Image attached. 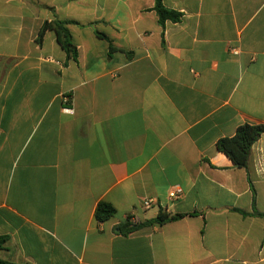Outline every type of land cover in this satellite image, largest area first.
<instances>
[{
	"label": "crops",
	"instance_id": "0c3cea01",
	"mask_svg": "<svg viewBox=\"0 0 264 264\" xmlns=\"http://www.w3.org/2000/svg\"><path fill=\"white\" fill-rule=\"evenodd\" d=\"M162 3L179 22L155 0H0V259L264 264V133L245 168L216 149L264 125V0ZM54 21L75 59L37 41ZM159 210L185 216L121 233Z\"/></svg>",
	"mask_w": 264,
	"mask_h": 264
},
{
	"label": "trees",
	"instance_id": "16d2710c",
	"mask_svg": "<svg viewBox=\"0 0 264 264\" xmlns=\"http://www.w3.org/2000/svg\"><path fill=\"white\" fill-rule=\"evenodd\" d=\"M154 11L157 14L158 20L161 23L165 21L179 22L181 19V14L169 10L164 7L162 0H155ZM64 22L54 21L45 22L38 33L37 41L40 42L43 34L47 30H53L56 34V39L61 48L67 53V55L73 59L76 58L77 52L75 47L71 43V36L68 30L64 26ZM264 133V125H253V124H243L240 125L233 136L228 138H222L217 141L216 149L217 151L223 153L236 168H245L247 165V159L249 156L250 149L252 145L259 139V137ZM115 213V209L112 205L106 202H99L95 208L94 216L98 222H103ZM244 214V213H243ZM259 215L258 213H255ZM183 214H170L165 210H159L157 216L154 219L145 221L139 224H130L126 222L120 225L119 228L121 233L127 235L132 231L141 229L147 226L158 225L161 226L165 223L177 221L183 218ZM7 243V237L0 236V250L4 248ZM0 264H18L10 261H5L0 259Z\"/></svg>",
	"mask_w": 264,
	"mask_h": 264
},
{
	"label": "built area",
	"instance_id": "2783aa9c",
	"mask_svg": "<svg viewBox=\"0 0 264 264\" xmlns=\"http://www.w3.org/2000/svg\"><path fill=\"white\" fill-rule=\"evenodd\" d=\"M230 52L234 55L238 54V50L235 48H231ZM182 195V191L180 188H175L173 190H171L168 194V199L169 200H177L181 197ZM155 203V200L153 198H146L142 201V207L144 209H148L152 206V204Z\"/></svg>",
	"mask_w": 264,
	"mask_h": 264
}]
</instances>
